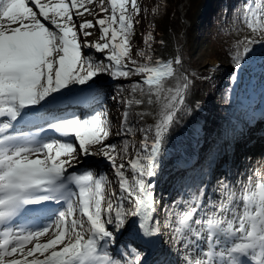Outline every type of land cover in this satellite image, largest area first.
Instances as JSON below:
<instances>
[{
    "label": "snow or ice",
    "instance_id": "1",
    "mask_svg": "<svg viewBox=\"0 0 264 264\" xmlns=\"http://www.w3.org/2000/svg\"><path fill=\"white\" fill-rule=\"evenodd\" d=\"M108 3L110 15L101 16L109 8L99 0L93 19L81 22L79 17L92 13L84 0H0V264H264V179L254 183L252 176L239 192L226 176L218 178L219 203L203 199V177L199 185H181L180 200L165 206L169 217L177 216L175 223L163 224L171 232L169 246L161 248L154 239L162 230L155 219L159 199L152 180L189 81L178 71L179 56L153 61L141 50L138 55L146 57L145 63L133 58L132 37L142 11L138 0ZM260 8L251 2L243 6L247 27L255 33H264ZM97 27L99 41H89L90 30ZM151 39L149 33L145 44L150 46ZM258 43L264 45V36L237 45L235 69H243ZM86 49L106 55L95 60ZM101 73L114 79L145 74L132 88L143 91L147 86L149 104L152 95L159 100L162 93L171 94L165 96L154 139L149 140L152 128L138 129L143 140L126 162L117 163L116 146L105 143L112 124L94 87ZM169 79L182 82L165 88ZM82 103L91 108L88 114L69 111L70 105ZM127 118L125 111L122 132L132 134ZM25 127L36 131L26 132ZM97 155L113 169L118 193L107 174L74 170L81 158ZM46 202L62 205L48 223H20L35 210L32 206ZM180 205L177 213L174 209ZM209 206L214 209L211 215L206 213ZM133 217L144 247L117 243Z\"/></svg>",
    "mask_w": 264,
    "mask_h": 264
},
{
    "label": "trees",
    "instance_id": "2",
    "mask_svg": "<svg viewBox=\"0 0 264 264\" xmlns=\"http://www.w3.org/2000/svg\"><path fill=\"white\" fill-rule=\"evenodd\" d=\"M244 1L251 2L254 6L257 4V0H214L212 4L214 12L207 19H203L202 13L207 0H195L194 5L191 6L193 10L191 8L187 10L188 14L185 17L189 22L187 30L191 36L196 32L199 21L205 25V37L203 38L205 47L200 57L210 67H212V64L217 63L218 56L223 55L228 56V60L234 65L232 57L235 54L237 45L245 38L260 39L262 37V33L252 32L247 27L246 20L243 17ZM149 20L152 34L156 35V40H152L150 46H146V54L151 55L153 61L174 60L175 57L179 56L182 64L177 66L178 71L182 77L186 76L189 81L184 105L177 112L168 132L172 147L176 146L177 141L180 139L185 142L181 147L179 146L182 153L178 160L183 164L188 157L199 152L200 145L209 146L210 141L218 143L219 140L224 139L229 129L236 128V125L239 124L237 119L242 118L239 115L242 113L241 109L243 107L228 87H221L216 90L213 85L209 84L207 86L208 82H203L202 79L208 76L207 74H194V71L205 69L208 66L204 65L205 68H199L202 63H194L189 58L188 51L190 47L188 43L182 44L183 41L179 34L183 22L173 23L167 18H156L151 15ZM133 38L134 36L132 41ZM160 41H163V43H160ZM138 76L130 75L126 79H115L116 82L110 88L112 98L116 97L114 101H116L121 112L122 125L120 132L122 144H126L138 129L152 128L154 131L156 124L161 119L157 118L158 99L155 95L151 96L152 103H148L147 86H144L143 91L139 89L133 91L132 86L137 82L136 78ZM122 80H127V82L123 83ZM179 82L175 79H169L165 82V88L174 89ZM199 83L204 87L201 88L198 85ZM211 90L212 92L209 94L208 91ZM166 94L162 93L161 96ZM137 100H140L141 103L137 104L135 102ZM125 111L128 112L127 126L133 129L132 134L122 132ZM114 179L116 180V177Z\"/></svg>",
    "mask_w": 264,
    "mask_h": 264
},
{
    "label": "rangeland",
    "instance_id": "3",
    "mask_svg": "<svg viewBox=\"0 0 264 264\" xmlns=\"http://www.w3.org/2000/svg\"><path fill=\"white\" fill-rule=\"evenodd\" d=\"M85 1H87V0H85ZM194 1L195 0H138V3L141 6L142 11H141L140 15L137 17L138 23L135 25V34H134V38L132 41V45H133L132 56L134 59H136L138 61L139 64H142L145 61L146 57H140L138 55V52L141 50H143V51L146 50V46H148V44H145L146 37L149 35V33L152 35V39L149 42V44H151L153 41L156 40V35L152 34V31H151V24H150V20H149L150 15L152 17H156V18H158V17H164L165 19L167 18V20L169 19L173 23L183 22V25L180 27L179 34H180L181 40L183 41L182 44L188 43V45L190 47V49L188 51L189 58H191V61L194 63H202L199 68H205L204 65L206 67L208 66L205 69H199L198 71H194V74H196V73H200L201 75L207 74L208 76H206L204 79H202L204 83L208 82L207 86L209 84L210 85H216V83H217L218 86L224 87L226 85V75L230 74V71L232 68V66H231L232 63H230V61L228 60V56H225V55L218 56L217 63L212 64V67H214V68L210 67L208 65V63L205 64V61L202 60L200 57V54L204 51V47H205L204 41H203V38L205 37L204 30H206L205 25L203 24V22L199 21V23L197 25L198 28L196 29V32L192 36L190 35V33L187 30L189 28V22L186 20L185 16H186V14H188L187 10H189L191 8V6L194 5ZM213 1L214 0H207V2H206L207 4L203 10L204 12H202L203 13V19L210 18L211 14H213V12H214V10L212 8ZM258 1H259L258 3L261 4V8L258 10V12L264 11V0H258ZM242 5H243V2H242ZM104 6L109 8V12L102 13L101 16L110 15V7L111 6L108 3V0H105ZM191 10H193V9L191 8ZM97 29H98V27H97ZM194 29H195V27H194ZM262 36H264V33H262ZM257 45L258 46L254 47L253 52L249 54V56L247 58V62L244 64V67L250 68L251 65H253V64L250 63L249 61L254 62L256 59L259 58L260 54H262L264 56V45L259 44V43ZM86 54L92 56L95 60L103 59V56L106 55V53L101 54V53H97V52H92L90 50H88V52L86 51ZM238 70H240V69H238ZM211 71L214 72V75H213V72H211ZM101 74H102V76H106V77L111 79V81L109 82L110 88H111V86L116 82V80L111 75H109L108 73H101ZM218 75H224V76L218 77ZM143 79H145V74H140L136 78L137 81H141ZM122 82H127V80H122ZM228 83L230 84L229 81H228ZM198 85L201 88L204 87V86H201V83H199ZM218 86L215 87L216 90H219L221 88ZM210 92H212V90L208 91L209 94H210ZM110 93H111V90H110ZM167 95H171V94L167 93L165 96H167ZM165 96L162 95L160 97V99L158 100L157 118L158 117L161 118V112L163 110V105H164V103L167 102L165 100ZM103 106L107 109L108 118L112 124V134L105 141V143H110V144H113L116 146L117 152L120 153V155L117 157V163L126 162L127 160L133 158L136 155V152L138 151V149L140 147L141 141L143 140L144 133L137 130L134 134H132L131 138H129V140H128V142H126V144H122L123 141L121 139V132H120L121 131V125H122V117H121L119 110L117 109L118 105H117L116 101H114V99L111 98L109 95V97L106 98V101L103 104ZM152 139H154V131L152 133H149V140L151 141ZM210 142H212V141H210ZM184 143H185L184 140L180 139L179 141H177L176 146H173L172 148H170V138H169V135L167 134L166 140H165V145H164V155L167 154L168 151L170 153V149H172V150L174 149V150H176L177 153L178 152L181 153L182 151H181L180 147ZM125 145H126V147H125ZM199 147H200L199 148V154H200V152L203 151V149H202L203 146L200 145ZM125 148L127 149L126 152L124 151ZM199 154H198V157H199ZM93 157L102 158L100 155L93 156ZM169 158L172 161V164L175 165V162L173 161L172 155L169 154ZM105 162H107V161H105ZM107 164L109 165L108 162H107ZM252 168L257 173V175L255 177H253L254 183L257 180L264 179V157L258 158V162ZM190 169L192 171L195 168H192V166H191ZM72 170L73 169H69V171H72ZM74 170L77 172H84L86 169H80V168H78V164H76ZM92 170L96 174H100V173L107 174L108 179L113 181V184H112L113 189L116 190L118 193V191H119L118 184L116 183V180L114 179L115 173H114L113 169L110 167V165H109L107 171H99L98 169H92ZM125 172L129 176V178H131V175H132L131 170L126 167ZM244 185H246V183ZM213 192H215V191H213ZM125 207H127L126 204H125ZM180 210L181 209H179L178 207L176 209H174V211H176L177 213ZM213 211L214 210L211 209L208 211V213H212ZM176 219H177V216L173 215V216L169 217L168 214L165 213V220H170L172 223H175ZM168 230L170 233L169 235L171 236L170 229H168ZM44 239H46V238H42V240H44ZM29 247H30V245H29Z\"/></svg>",
    "mask_w": 264,
    "mask_h": 264
},
{
    "label": "bare ground",
    "instance_id": "4",
    "mask_svg": "<svg viewBox=\"0 0 264 264\" xmlns=\"http://www.w3.org/2000/svg\"><path fill=\"white\" fill-rule=\"evenodd\" d=\"M42 3L48 2V0H41ZM105 2V0H104ZM85 6L92 10L91 14L86 13L84 17L78 18L81 22L84 19L92 20L93 17L99 11V0H93L91 4L84 0ZM207 4V3H206ZM205 4V6H206ZM35 11V9H34ZM102 15V14H101ZM92 35L88 37L89 41H99L100 39V31L97 28L91 29ZM95 52L93 49H86ZM255 70L253 72V76L251 78V82L254 86L253 92L259 98V112L264 116V104L261 101H264V56L262 54L259 55V58L256 59L254 62ZM111 81L110 78L106 76L98 75L95 78V85L94 87L98 86H105L108 85ZM78 112L83 116L90 112L91 108L89 105H76L75 106ZM264 120V118H263ZM53 135V134H51ZM204 149V148H203ZM254 152H264V121L262 122L261 126L258 127L257 130L248 132L245 136L237 141L228 154L224 155L221 160L218 162V166L215 169V178L218 179L223 177L224 175H231L232 171L238 170V173L241 172L243 174L244 179L246 180L249 177V166H254L257 162V159H254L252 153ZM251 158V159H250ZM250 159V161H249ZM106 161V160H105ZM102 158L99 157H84L81 158L78 164V168L80 169H98L99 171H107L109 165L105 162ZM204 163V159L200 156L198 160V165H202ZM186 178H188V169H176L175 165L172 164L170 159H167L166 156L161 157V167L159 170L158 175L153 178L152 182L156 184V196L159 199V203L157 205V212L155 219L160 221L161 226V235L157 237L159 241L160 247L165 248L169 245L166 243L170 240V233L169 230L163 227L165 220V206L175 200L179 201L180 192H181V185L185 182ZM217 197L206 196L204 198L205 202L211 197L213 202L218 203L219 195ZM128 207V205L126 204ZM199 215H204V213H200ZM134 219V220H133ZM128 225L125 226L124 230H122L117 237L118 244H133L139 245L144 247V242L138 236V229H137V221L136 218H130L128 221ZM134 239L138 240L139 243H136ZM117 258H120L119 251L113 249ZM179 261V257H176Z\"/></svg>",
    "mask_w": 264,
    "mask_h": 264
}]
</instances>
